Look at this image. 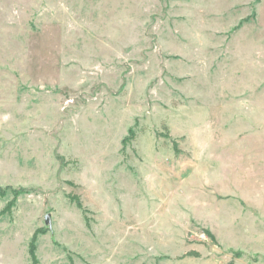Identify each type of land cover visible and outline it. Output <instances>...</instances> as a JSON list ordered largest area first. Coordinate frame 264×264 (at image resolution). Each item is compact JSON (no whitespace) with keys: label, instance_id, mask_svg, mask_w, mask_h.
Masks as SVG:
<instances>
[{"label":"rangeland","instance_id":"1","mask_svg":"<svg viewBox=\"0 0 264 264\" xmlns=\"http://www.w3.org/2000/svg\"><path fill=\"white\" fill-rule=\"evenodd\" d=\"M0 264H264V0H0Z\"/></svg>","mask_w":264,"mask_h":264},{"label":"water","instance_id":"2","mask_svg":"<svg viewBox=\"0 0 264 264\" xmlns=\"http://www.w3.org/2000/svg\"><path fill=\"white\" fill-rule=\"evenodd\" d=\"M46 223H47V224L50 223V218H49V217L46 218Z\"/></svg>","mask_w":264,"mask_h":264},{"label":"trees","instance_id":"3","mask_svg":"<svg viewBox=\"0 0 264 264\" xmlns=\"http://www.w3.org/2000/svg\"><path fill=\"white\" fill-rule=\"evenodd\" d=\"M33 246H34V245H33ZM32 250H33V249H32ZM32 250H31V254H33V253H32ZM31 256H32V255H31ZM33 256H34V255H33ZM33 256H32V259H33Z\"/></svg>","mask_w":264,"mask_h":264}]
</instances>
